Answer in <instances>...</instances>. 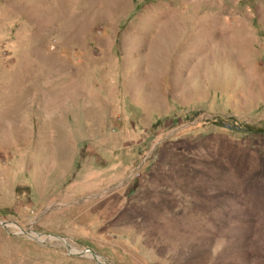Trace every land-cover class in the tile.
<instances>
[{"label":"rangeland","instance_id":"obj_1","mask_svg":"<svg viewBox=\"0 0 264 264\" xmlns=\"http://www.w3.org/2000/svg\"><path fill=\"white\" fill-rule=\"evenodd\" d=\"M0 222V264H264V0H0Z\"/></svg>","mask_w":264,"mask_h":264},{"label":"water","instance_id":"obj_2","mask_svg":"<svg viewBox=\"0 0 264 264\" xmlns=\"http://www.w3.org/2000/svg\"><path fill=\"white\" fill-rule=\"evenodd\" d=\"M4 224H5V223H1V222H0V225L4 226ZM48 239H55V240H56V239H61V240H64V241H65V238L58 237V236H56V235H49V236H48ZM85 251L91 253L92 255H96V254H95L93 251H91V250H88V249H87V250H85Z\"/></svg>","mask_w":264,"mask_h":264},{"label":"trees","instance_id":"obj_3","mask_svg":"<svg viewBox=\"0 0 264 264\" xmlns=\"http://www.w3.org/2000/svg\"><path fill=\"white\" fill-rule=\"evenodd\" d=\"M89 150L88 147H86L85 149H83V151H81V156L84 155L85 152H87Z\"/></svg>","mask_w":264,"mask_h":264},{"label":"bare ground","instance_id":"obj_4","mask_svg":"<svg viewBox=\"0 0 264 264\" xmlns=\"http://www.w3.org/2000/svg\"><path fill=\"white\" fill-rule=\"evenodd\" d=\"M57 240H61V239H57ZM62 242H64V243H66V241H64V240H61ZM87 253H89V252H86V253H84V254H87ZM92 255V254H91ZM93 256H95L96 257V255H93ZM94 257V258H95Z\"/></svg>","mask_w":264,"mask_h":264}]
</instances>
